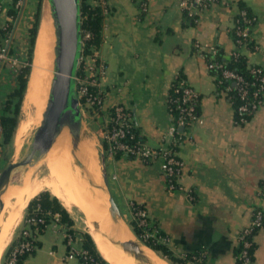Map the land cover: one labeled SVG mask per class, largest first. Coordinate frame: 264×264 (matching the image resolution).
Here are the masks:
<instances>
[{"label": "crops", "instance_id": "crops-1", "mask_svg": "<svg viewBox=\"0 0 264 264\" xmlns=\"http://www.w3.org/2000/svg\"><path fill=\"white\" fill-rule=\"evenodd\" d=\"M86 1L103 9L105 2L108 8L98 48L108 69L102 80L105 99L103 111L95 115L97 124L105 120L112 106L123 104L151 145L167 144L172 122L168 94L177 76L183 74L201 95L200 117L187 126L192 138L178 146L184 166L176 188L170 189L159 161L147 163L123 154L109 157L110 188L123 204V215L132 214L129 203L134 201L146 208L150 222L167 237L166 244L175 255L200 252L205 256L203 264H238L235 249L240 233L257 207L264 210V102L247 122H237L233 102L220 90L197 44L220 46L226 55L239 49L249 64L264 66V0L217 1L195 15L182 8L180 0ZM240 3L256 17L250 48L237 46L232 33ZM10 6L11 0H0V23L9 19ZM48 14L53 19L49 8L44 18ZM18 23H14L17 41L25 37V29ZM18 47H25L24 43ZM18 47L14 46L13 53L20 57ZM20 59L23 63L22 56ZM17 69L11 64L0 69V112L6 110L17 84ZM96 127L100 141V128ZM86 144L96 154L95 144L88 140ZM9 186L14 190L8 193L20 189ZM89 220L95 222L94 216ZM69 229L77 234L75 224L55 220L41 229L33 226L37 246L21 264H80L71 253ZM254 240L255 264H264V225ZM144 248L155 263L173 264L152 248ZM130 257L131 264H141L132 253ZM191 261L186 264H193Z\"/></svg>", "mask_w": 264, "mask_h": 264}, {"label": "built area", "instance_id": "built-area-1", "mask_svg": "<svg viewBox=\"0 0 264 264\" xmlns=\"http://www.w3.org/2000/svg\"><path fill=\"white\" fill-rule=\"evenodd\" d=\"M27 0H17L16 7L23 10ZM226 0H180L182 8L187 9L190 15H195L198 11H201L213 2ZM104 3V12L108 11L106 3ZM239 17L235 19V26L237 32V38L235 42L239 47H248L252 45L251 30L255 24L256 17H251L247 10L240 8ZM14 21V22H13ZM15 23V18L10 15L8 20L0 23L1 28H7L10 24ZM15 27L4 36L0 34V69L6 64L12 66H19L21 59L17 54L11 53V45L14 40ZM90 32L83 31V47L85 39L89 38ZM201 52L206 56L208 67H221L222 62L215 59L218 47L215 45L201 47L197 44ZM255 48L257 46L255 45ZM242 52L237 49L232 54L226 55V57L238 58ZM24 62V61H23ZM80 66H82L83 73L79 76L77 74V92L80 98L81 108L83 105L88 106L89 111L93 110L95 114H100L103 111L105 91L102 88V80L107 73L108 65L106 61L101 58L99 49L96 48L91 54L84 55L82 52ZM79 66V69H80ZM250 71L252 72L254 79L252 85L255 87L251 90L249 83L246 81L243 74L230 69H223L222 78H227L233 81L234 86L238 87L241 98L244 100L238 107V112L241 116L242 122H247L248 119L245 116L247 113H255L264 102V66L259 64H249ZM79 71V70H78ZM223 84V85H221ZM220 90L225 93L228 98L233 102V97L230 94L233 89L231 83H223V79L218 81ZM177 92H181V96L177 98L168 97V106L171 111V102H176L179 111L178 121L174 122V116L172 115V122L168 128L167 134L170 137V141L165 144H161L159 147L151 145L150 143L142 140H138L137 135L132 131L135 119L132 112L126 108L123 104H115L106 114L105 120L100 127V142L103 152L106 156H114L117 152L125 156L134 158H140L147 163L160 162V167L166 176L170 189L177 187L176 179L181 174L184 161L179 156L178 146L185 140L191 139L192 135L187 130V126L195 123L200 114L197 113V105L200 100V92L191 84H189L184 78L181 80L180 85L176 87ZM83 99V102L81 101ZM1 114V112H0ZM3 131V126L0 120V134ZM166 135L162 137V140H166ZM132 212L134 215V221L139 228H141V238L144 241H152L154 243H167V237L163 235L159 229L154 226L149 219L146 208L134 201L130 202ZM37 210L40 207L36 208ZM56 222H60L59 213L53 214ZM264 210L262 208H256L254 210L252 220L248 226H246L240 233V239H244L246 235L251 234L256 227L263 225ZM42 225L46 227L48 223L43 217H37L35 214L26 217L24 225L17 234L15 242L13 240L12 248L6 258L7 264H18L19 255L36 249L35 235L32 233L30 226H36V228ZM76 238L70 233L68 234V242L71 248V253L82 259L80 264H101L99 260H96L89 250L83 247V242L78 246L76 244ZM10 244V245H11ZM251 244L250 240L245 241V249L240 254V258L243 260L242 264H250L251 260L248 256L247 248ZM202 255L195 256L191 261L193 264H203Z\"/></svg>", "mask_w": 264, "mask_h": 264}, {"label": "rangeland", "instance_id": "rangeland-1", "mask_svg": "<svg viewBox=\"0 0 264 264\" xmlns=\"http://www.w3.org/2000/svg\"><path fill=\"white\" fill-rule=\"evenodd\" d=\"M39 5H41V15H40V24H41L44 18V15L48 11V8L51 10L48 0H27L24 5L23 10H20V13L17 19L15 17L16 23L19 22L18 24H21L20 25L21 28L25 29L24 30L25 37L23 36L24 38H20L18 41L14 43V46L16 47H18V44H20L21 42L24 43L25 47L23 48L18 47L19 48L18 52L20 54V58L22 56L23 61L25 63L27 62V58H28L27 52H28V46H29V41H30L29 27L32 25L33 21L35 20V14H36V11L38 10ZM40 26L41 25H39V27ZM37 38H38V35H37ZM33 55L35 57V51ZM33 63H34V58H33ZM33 63H32V68H33ZM52 76H53V70H52ZM30 79L31 78L29 76V86L25 91L24 101L22 104V110L19 115L18 126L10 142L4 143L0 141V172L8 165L10 161L21 160L30 152L32 144H33L35 132L38 128V124L41 121V119L38 117L42 113L45 103L47 101L51 81H46L43 79L32 81ZM36 91L37 92L43 91V96L44 97L46 96L44 103L43 101L36 100V97H35ZM82 107H83L82 111L86 114V117L85 119L83 118L82 125H81L80 135H81L82 142L73 141L72 134L70 133L69 129L64 131L62 134L66 136L68 139H70L71 145H74L75 149L80 151L81 159H84V158L86 159L88 154L92 155V158H93L92 163L94 164V172L97 175L98 180L100 179V177H102V180H103L102 187H103L105 186V181H104V176H103L104 175V163H103V153L104 152L101 147V142L98 141L97 139V132H96V129H97L96 125H98V127L100 128L103 124V121L97 124L96 122L97 117H95V115L97 116V114H95L93 110L89 111V109L91 108H89L86 105H83ZM87 140L95 144L96 154L93 152L91 145L86 144ZM109 157H110L109 155L106 156V166L108 165V170L111 169V162H110L111 160ZM48 158H49L48 155L45 156V154H42V155L38 154L34 162L35 166L34 165L29 166V164L18 166L12 172L10 184L12 186L18 187V189L20 188L18 191L20 190L21 191L17 195H12L4 199L2 198L4 200V207H3L4 209L2 208L3 216L0 219V226L1 225L3 226L5 224L6 216L8 214L15 213L16 218L14 219L13 222L9 224L10 227L8 226L7 236L0 238V264L2 260L5 259L4 254L7 248L10 246L13 236H15V234L18 233L20 229L22 228V226L24 225L23 220H25L26 218L25 216L27 215V205L29 201L42 190L50 191L48 184L51 181H53L55 178H54V170L47 163ZM30 173L32 174L31 176H30ZM109 179L111 183H113L111 174H110ZM88 184L89 183H87L86 186H89ZM98 185L99 183L97 184L96 190H98ZM75 188L80 189L79 185H77ZM12 190H14L13 187L9 186L8 192H11ZM24 193L26 194L24 195ZM115 199L117 203H119L118 205H120V209L123 210L124 207H123L121 200L119 199L117 200V198ZM22 202H24L23 207L21 206ZM61 202L69 209L70 214L74 220V224L77 228V234L73 233L72 235L73 237L76 238L77 240L76 244L79 246L81 242L83 241V234L85 232H90L91 231L90 227L92 226V223H94V221H90L86 215V212H90V211H82L77 206L68 205L69 206L68 207L66 205L67 203L63 201L62 199H61ZM103 209L104 208H101L98 210L101 217L105 220V222L111 228H113L114 230L117 229L108 223L107 221L108 219L107 217H109L108 211L106 208L104 210ZM130 209L132 212L131 206H130ZM125 219L127 223L129 224V226L133 228L131 224L132 220L134 219L133 212L132 214L128 215V217H125ZM130 231L132 232L131 229ZM132 235H133V232H132ZM158 253L160 255L163 254L161 251H159ZM163 257L168 260L166 256H163Z\"/></svg>", "mask_w": 264, "mask_h": 264}, {"label": "trees", "instance_id": "trees-1", "mask_svg": "<svg viewBox=\"0 0 264 264\" xmlns=\"http://www.w3.org/2000/svg\"><path fill=\"white\" fill-rule=\"evenodd\" d=\"M16 1L17 0H11V6L9 8V12L14 18L15 17L17 18L20 13V9L16 7ZM240 5H241L240 8L246 9L248 14L251 17L255 16L250 10V8L245 3H240ZM81 11H82L83 31L84 33L90 32V35H91L89 38L85 39V44L83 47V54L87 55V54H91L94 49L99 48L101 44L105 12H104V9L100 5L93 6L92 4L88 3L86 0H81ZM40 15H41V5H39L38 10L36 11L35 20L33 21L32 25L29 27L30 41H29L28 52H27L28 54L27 62L26 63L23 62L19 64L18 69H17V84L14 90L12 91L9 99L7 100V104L5 108L6 110L1 112L0 114V120L3 126L1 142H4V143L10 142L15 132V129L18 125V122H19V115L22 110V104L24 101L25 91L29 86V76H30L31 69H32V63H33V58H34L33 54L35 51V45H36V40H37V35H38L39 25H40ZM237 16L239 17V14H237L236 17ZM13 27H14V23L12 22L10 26L7 28L0 27V34L5 36L9 32V30H11V28L13 29ZM232 33L236 39L237 32H236L235 25L232 30ZM16 41H17V38H15V35H14V40L11 45V53H13V50H14L13 44ZM217 47H218V51H217V54L215 55V59L218 60L219 62H222L223 64L221 67L210 68V71L215 75L217 83L220 79H223V83H231L233 85V89L231 90L230 94L233 97V104L235 107V119L237 122L244 123L241 121V116L238 112V107L240 106L242 102H244V100L240 96L238 87L234 86L233 81H230L227 78H222L223 77L222 73H223V69L230 68V69H233L243 74L246 81L249 83L250 89L252 90L255 87V85H252L254 76L248 67L249 65L248 58L246 54H243V53L238 58H235V57L228 58L225 56L223 48H221L220 46H217ZM82 73H83V69H82V66H80L78 75L80 76ZM183 78H184L183 74H180L177 76V78L175 79L174 83L172 84L170 88V91L168 94L169 98L171 97L174 99V98L181 96L182 93L180 91L177 92L176 87L180 85V82ZM81 101L83 102V99H81ZM199 102L200 100L198 101V105H197L198 114L201 113ZM170 104L172 108L171 113L174 116L173 121L176 122L178 121V118H179V111L177 108V104L176 102H171ZM9 111H11V113H9ZM253 115L254 113L245 114L248 120ZM132 131L137 135L136 138L138 140H142V141H146L150 143L148 139L143 134H141L136 122H134V125L132 126ZM154 146L159 147L160 145H154ZM115 155L120 156L121 152H117ZM38 207H40L39 210L36 209ZM257 208H260V207H257ZM54 213H59L60 222L67 223L68 225L74 224V220L72 216L70 215L68 208L61 202L59 197H57L56 195H53L49 190H42L29 201L26 217H29L35 214L37 217L45 218V221L49 224L55 220L53 216ZM131 224L136 234L141 236V228L137 226L136 221L132 220ZM263 225H264V217H263ZM32 227L33 226H30L31 231H32ZM43 227L44 226L39 225L37 228L41 229ZM261 227H258V228L256 227V229L251 234L246 235L244 239H240L239 244L235 249V254H236V259H237L238 264L243 263V260L240 258V254L245 249L246 240L251 241V244L247 248L248 256L251 260L250 264H255L256 242L254 240V236ZM69 231L71 232L72 229H69ZM32 233L34 232L32 231ZM71 234H73V231ZM16 240H14V242ZM82 242H83L82 244L83 247L88 249L90 254H92V256H94L96 260H99L101 264H110L99 252L96 242L90 232H85L83 234ZM145 242L149 245V247H151L155 251L157 252L161 251L163 253L162 255L166 256L168 260L173 264H176V263L186 264L187 260H193L195 256H200L201 254L200 252L193 253V254L188 253L186 254V256L181 257V256L175 255L172 252V250L168 247L167 244L154 243L148 240ZM35 243H36V240H35ZM11 248H12V244L7 248L4 254L5 259L2 260L1 264H7L6 258ZM33 251H27V252L20 254L17 263L21 264L22 261ZM204 257L205 256L202 255L203 262H204ZM80 262H82L81 258H80Z\"/></svg>", "mask_w": 264, "mask_h": 264}, {"label": "bare ground", "instance_id": "bare-ground-1", "mask_svg": "<svg viewBox=\"0 0 264 264\" xmlns=\"http://www.w3.org/2000/svg\"><path fill=\"white\" fill-rule=\"evenodd\" d=\"M48 2L51 7L49 0ZM53 19L50 14H48L45 16L42 24H40L41 27H39L40 30L36 43L32 81L39 79L51 81L52 79V67L54 63L53 54L55 51L56 41ZM35 97L37 101H43L44 103L46 96H43V91H36ZM46 104L47 101L42 113L39 116L41 119L43 117ZM66 130L67 129H63L59 134H57L47 149L38 153L40 155L45 154V156H49L47 163L54 170L55 179L48 184V187L54 195L65 201L67 205L77 206L82 211H90L92 213L86 212L88 219H92L93 216L95 219V222L92 223V226L90 227L91 234L93 235L100 253L110 264H131V260L133 259L130 257L131 253L128 250H125L120 242L132 238V232L125 221H115L112 219L109 212V195L102 187V177L98 180L97 175L94 172L92 155L88 154L86 159H81L80 151L75 149L74 145H71L70 139L62 134ZM72 140L82 142L81 135H79L76 140L72 137ZM35 159L36 157L33 162L29 164V166L34 165ZM31 175L32 174L30 173V176ZM10 180L3 190V199L12 195H17L21 191L8 193ZM87 183H89V186H86ZM98 183V190H96ZM77 185H79L80 189L75 188ZM26 193H24V195ZM21 206H24V202L21 203ZM101 208L107 209L109 217H107L108 219H105H107L110 225L117 229L114 230L111 228L101 217L98 211ZM0 211H2V209ZM2 216L3 211L0 214V219ZM15 218L16 214L12 213L6 220L5 224L0 226V238L7 236L8 226ZM144 246L149 247L148 245H142L144 257L142 261L139 260V262L141 264H150V260L151 263L158 264L154 262L152 254L146 250Z\"/></svg>", "mask_w": 264, "mask_h": 264}, {"label": "water", "instance_id": "water-1", "mask_svg": "<svg viewBox=\"0 0 264 264\" xmlns=\"http://www.w3.org/2000/svg\"><path fill=\"white\" fill-rule=\"evenodd\" d=\"M49 1L56 31L53 76L49 96L43 117L35 132L30 152L21 160L10 161L0 172V210L4 207L3 190L11 179L12 172L16 167L31 164L36 155L47 149L57 134L63 129H69L74 140L81 134L84 114L77 92V74L83 52L81 0ZM103 163L105 181L103 189L109 195V212L113 220H123L127 223L110 188L105 153H103ZM130 229L133 232V237L120 243L136 259L142 261L144 257L142 245L148 244L136 234L133 228L130 227Z\"/></svg>", "mask_w": 264, "mask_h": 264}]
</instances>
